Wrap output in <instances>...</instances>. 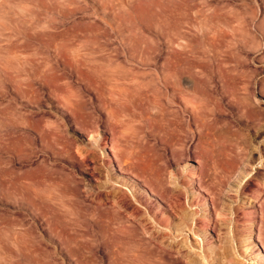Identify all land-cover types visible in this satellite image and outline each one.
Returning a JSON list of instances; mask_svg holds the SVG:
<instances>
[{
    "label": "rangeland",
    "instance_id": "1",
    "mask_svg": "<svg viewBox=\"0 0 264 264\" xmlns=\"http://www.w3.org/2000/svg\"><path fill=\"white\" fill-rule=\"evenodd\" d=\"M2 192L0 264H125L181 209L264 264V0H0Z\"/></svg>",
    "mask_w": 264,
    "mask_h": 264
},
{
    "label": "bare ground",
    "instance_id": "2",
    "mask_svg": "<svg viewBox=\"0 0 264 264\" xmlns=\"http://www.w3.org/2000/svg\"><path fill=\"white\" fill-rule=\"evenodd\" d=\"M42 172L43 171H40L41 174H42ZM41 174H40V176L45 175V174L44 175H41ZM34 177H36V175ZM37 177H39V176H37ZM156 187H157V191L159 194L164 192L165 188H164L163 184L161 182H159V180L156 181ZM201 191L204 192V190H202V189H201ZM0 195L3 196L5 202L11 200V196H9L8 194H6L4 192L0 193ZM30 196H31V200H30L31 204H34V202L36 201V196H37V198L39 197V195H37L36 193H33V192L30 193ZM211 199L214 200V197H212ZM215 203L216 202L214 200V202L212 203L211 206L214 210L215 215L218 216L219 214L217 212V206H216L217 203L216 204ZM135 211H138V209ZM137 213L139 214L140 212H137ZM190 215L191 214H188L184 209H181V211L179 212V216H177L178 217L177 223H174V221L168 222V220L163 219V218L159 219L157 221V223L162 225L166 229H168L169 234H166V233H164V231L162 232L160 230L155 231L154 233H151L153 231H151V232L149 231L150 232L149 238L144 237V233L139 229L140 227L138 228L139 225L132 226L131 229H130V226L128 228L126 227L125 236H126V240H128V242L126 243V245H127V247H126L127 249L125 250L126 254L128 255V253L133 250L136 252V255H134L135 257L133 258V260H129L130 258L128 259V257H126L125 264H222L221 259H222V261H225L223 259H227V256H228L225 252V249H224V251H222V254H220L221 251L219 249H222L223 247L218 249L220 252L217 250H214V248L209 247L210 252H211L210 254H212V256H210V254L208 252L204 251V248L202 249V251L199 250L200 252L199 251L190 252V250L193 248L187 246V238L183 234V232H185L187 229V231L189 230L190 232L194 233L193 235H195L197 233L196 231L199 230L197 228H200V227H198L197 220H193V216L192 215L190 216ZM115 219H118V218L116 217V215L113 214L112 218H110L108 221V228H109L110 232L112 233L111 235L113 236V238H114V235L116 233L115 232L116 230L114 231ZM143 219L144 218L140 219V221H142ZM205 219H206V216H203L200 220L201 221L200 223H202L204 225V227L205 226L207 227L208 223H209V220H207V219H209V218H207L206 220ZM143 222H139L141 227H144V225L142 224ZM151 222H149V223H151ZM221 225H222V222L219 220H216L214 222L215 228L221 227ZM153 230H155V229L153 228ZM112 236H111V238H112ZM176 238H180L181 240L180 239L178 240ZM257 238H256V240L259 243H263V242H261V240H258ZM134 239L136 240V242H135L136 245L135 244L129 245L130 240L132 241ZM187 248H188V250H187ZM189 248H191V249H189ZM191 251H193V250H191ZM172 253H174V255H176V256L174 257L172 255ZM224 255H226V256H224ZM228 261H230V260H228ZM232 262H233V260H232Z\"/></svg>",
    "mask_w": 264,
    "mask_h": 264
}]
</instances>
